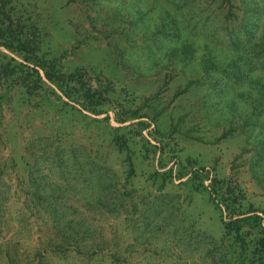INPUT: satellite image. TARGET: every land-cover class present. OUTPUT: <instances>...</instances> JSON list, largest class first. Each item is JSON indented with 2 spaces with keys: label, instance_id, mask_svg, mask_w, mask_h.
I'll use <instances>...</instances> for the list:
<instances>
[{
  "label": "rangeland",
  "instance_id": "obj_1",
  "mask_svg": "<svg viewBox=\"0 0 264 264\" xmlns=\"http://www.w3.org/2000/svg\"><path fill=\"white\" fill-rule=\"evenodd\" d=\"M6 1L104 100L0 86V264H238L224 206L178 175L230 181L264 224V0Z\"/></svg>",
  "mask_w": 264,
  "mask_h": 264
},
{
  "label": "trees",
  "instance_id": "obj_2",
  "mask_svg": "<svg viewBox=\"0 0 264 264\" xmlns=\"http://www.w3.org/2000/svg\"><path fill=\"white\" fill-rule=\"evenodd\" d=\"M224 1L230 6L231 0ZM42 44L39 28L30 20L16 17L8 8V2L0 0V46L14 55L0 52V86L21 88L33 96L50 90L47 87L49 83L70 99L76 95L78 100H84L89 112H103L99 109L103 105V95L93 87L87 88L81 79H75L74 74L63 73L58 60L51 61L42 54ZM73 81L77 82V86L71 87ZM115 141L121 151H130L126 138L116 136ZM128 162V177H131L136 174L131 154L128 155ZM190 167L192 171L188 172L186 166H180L178 179L189 176L187 182L196 192L208 193L209 199L222 216L227 212L229 221H223L224 229L227 235L232 236L233 246L240 250L238 264H264L263 218L254 209L243 210L242 203L246 196L242 189L233 187L230 181L211 176V173L196 168L194 164H190ZM173 171L170 168L163 173L164 179L173 180ZM207 180L210 182L208 186L205 184Z\"/></svg>",
  "mask_w": 264,
  "mask_h": 264
}]
</instances>
